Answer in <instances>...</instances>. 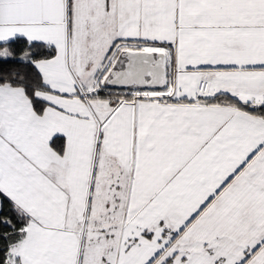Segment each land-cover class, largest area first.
Listing matches in <instances>:
<instances>
[{
	"label": "crops",
	"instance_id": "0c3cea01",
	"mask_svg": "<svg viewBox=\"0 0 264 264\" xmlns=\"http://www.w3.org/2000/svg\"><path fill=\"white\" fill-rule=\"evenodd\" d=\"M19 2L26 21L14 22ZM0 3V40L54 49L31 60L41 113L23 87L0 84V190L29 215L5 264H264V118L211 101L264 106V0ZM137 44L164 52V85L92 95ZM68 71L94 73L79 85ZM192 197L207 201L182 225L167 219Z\"/></svg>",
	"mask_w": 264,
	"mask_h": 264
},
{
	"label": "trees",
	"instance_id": "16d2710c",
	"mask_svg": "<svg viewBox=\"0 0 264 264\" xmlns=\"http://www.w3.org/2000/svg\"><path fill=\"white\" fill-rule=\"evenodd\" d=\"M165 47L167 44H153ZM6 49L7 56L0 57V84L19 85L23 87L36 113H41L46 103L35 96V90L44 88L42 77L31 60L50 58L54 49L45 47L40 42H28L21 35H16L7 40H0V50ZM29 52L30 60H23L21 56ZM108 92H98L100 97H121L122 89L108 87ZM212 102H228L235 104L240 109L264 118V106L250 107L241 104L227 94H219L211 99ZM64 138L53 137L50 145L58 152L63 151ZM28 217L14 204V202L0 190V264H5L10 245L18 242L24 235L23 229L28 222Z\"/></svg>",
	"mask_w": 264,
	"mask_h": 264
},
{
	"label": "water",
	"instance_id": "95a60500",
	"mask_svg": "<svg viewBox=\"0 0 264 264\" xmlns=\"http://www.w3.org/2000/svg\"><path fill=\"white\" fill-rule=\"evenodd\" d=\"M165 54L159 50L121 51L104 81L113 88H160L165 82Z\"/></svg>",
	"mask_w": 264,
	"mask_h": 264
},
{
	"label": "rangeland",
	"instance_id": "374dc122",
	"mask_svg": "<svg viewBox=\"0 0 264 264\" xmlns=\"http://www.w3.org/2000/svg\"><path fill=\"white\" fill-rule=\"evenodd\" d=\"M20 4V8L18 9L17 8V16H16V9L14 6V10L12 11V14H14V22H22V21H26V6L25 5H22V2H19ZM5 7V9H9V6H7L6 4L4 3H0V9L2 7ZM18 7V6H17ZM20 15L21 18H16ZM6 17V16H5ZM0 18H2V13L0 11ZM19 28V25L17 26H12L11 27V31H15ZM13 38V37H11ZM2 40V39H1ZM7 40V39H6ZM3 41V40H2ZM136 47H139V49L141 48H144V45H135ZM157 48V47H156ZM151 49H154V48H151ZM7 51L6 49H2L0 50V57L1 56H7ZM29 56V53L26 52L24 53L22 56H21V59H27ZM70 73V77L73 79V80H76L79 85L88 80V79H91L93 77V73L92 71H68ZM93 80V79H92ZM108 90H110L108 87H105L104 85H101L99 87H96L92 90L91 94L93 95H96V96H99L100 97V94L98 92H108ZM154 89H151V88H140V89H136L134 90L133 92L130 93L129 90L127 89H122V96L121 97H117L115 96L117 99H120V100H129V99H132L134 96H139L141 94H145V93H148L150 91H153ZM85 90H82V93L84 92ZM154 93V92H153ZM79 94V93H78ZM84 94H86V92H84ZM136 94V95H135ZM90 95V93H89ZM89 95H86L89 97ZM96 146H100L99 143H97ZM102 146V144H101ZM238 146H231L229 147V149L226 151V154H224V157H226V160L229 159V157L231 156L232 154V151L234 152L235 149H237ZM192 158V156L190 157ZM232 158L230 157V160ZM198 161V158L195 159V162ZM225 165L226 163H224V169H225ZM225 171V170H224ZM37 183V182H36ZM0 187L2 189H9L7 186H5L4 183L0 182ZM46 187L43 185V184H39L34 190H32V192H36V191H40V190H44ZM33 198H36L35 200H37L38 198L33 195ZM30 199V197H29ZM205 201H207V199L203 200V199H199V198H195V197H192V198H186V199H179L177 201V207H174L173 210L169 213H167V219L170 220V218H173L172 222H175L177 219H178V222L179 224H184L186 221H188L191 217V214L192 211H194V205L198 206L199 205L201 206L202 204L205 203ZM198 209V208H197ZM21 210V209H20ZM22 211V210H21ZM175 211L176 214H173L171 215L173 212ZM24 213V215H26L29 219V215L26 214V212L22 211ZM29 221V220H28ZM67 227H70L69 226V221H68V225H66ZM149 233H146L143 236V238L147 239L148 237H152L151 235L148 236ZM85 264V263H83Z\"/></svg>",
	"mask_w": 264,
	"mask_h": 264
},
{
	"label": "built area",
	"instance_id": "2783aa9c",
	"mask_svg": "<svg viewBox=\"0 0 264 264\" xmlns=\"http://www.w3.org/2000/svg\"><path fill=\"white\" fill-rule=\"evenodd\" d=\"M204 88H205V84H204L203 82H200L199 85H198V90L201 91V90H204ZM125 89L129 90L130 93H131V92H133L134 90H136V89H140V88L132 87V88H125ZM135 95H136V94H135Z\"/></svg>",
	"mask_w": 264,
	"mask_h": 264
}]
</instances>
